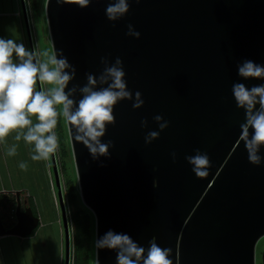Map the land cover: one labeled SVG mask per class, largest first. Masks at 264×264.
<instances>
[{
    "label": "water",
    "instance_id": "obj_1",
    "mask_svg": "<svg viewBox=\"0 0 264 264\" xmlns=\"http://www.w3.org/2000/svg\"><path fill=\"white\" fill-rule=\"evenodd\" d=\"M65 231H70L34 55ZM96 264H255L264 235V0H47ZM0 235L27 236L22 206Z\"/></svg>",
    "mask_w": 264,
    "mask_h": 264
},
{
    "label": "rangeland",
    "instance_id": "obj_2",
    "mask_svg": "<svg viewBox=\"0 0 264 264\" xmlns=\"http://www.w3.org/2000/svg\"><path fill=\"white\" fill-rule=\"evenodd\" d=\"M46 1L47 0H24V5L27 13V20L32 38L34 55L45 100L48 126L51 138L52 136L54 137V127L50 126V123L52 121V107L50 105V100L52 96L56 98L58 109L63 116L62 122L66 140L67 154L62 156L57 151L56 147H53L55 151L62 199L65 204L66 216L70 231L69 264H73L75 240L73 234L72 208L69 205L68 193L66 190L68 186V180H71L73 182L79 207L82 209L84 214H87L89 216L88 225L90 229V237L89 241L86 242L85 237L83 236L82 245L83 248L88 247V251L85 254L88 257V264H96V218L91 208L87 206L83 201L80 192L76 163L73 155L72 144L69 135V129L67 125L64 103L60 88V82L58 78L56 62L49 33L46 15ZM24 28L25 32L28 35L27 24L25 19ZM28 58L31 64V71L33 77L32 80L1 81L0 97L6 98L5 100L0 99V109L3 108L5 111H7L9 113V118L13 119L14 117H16L17 126L15 127V130L17 131L27 130L28 127L33 124V117H35L36 121L34 124V132L37 138L38 147L41 150L44 160L42 166L47 175L51 201L50 203H47L48 205L46 203L42 204V206L44 205V207L42 209L40 208L41 224L29 244H33V248H35V246L38 247L39 261L37 262V264H65V231L62 220L60 196L58 193L56 176L53 170L50 157L51 155L46 138V126L44 124L39 94L36 86L35 68L33 64L32 50L29 37ZM16 142L17 145L18 143L21 144L20 139H15V143ZM24 142H26V140ZM6 144L7 142L4 143L5 146ZM62 163H64L65 166H62ZM24 194H26L27 196H33V191L26 190ZM40 194H45L43 188ZM44 196L45 195H42L43 199ZM57 255L58 259L56 260ZM255 264H264V235L261 236L256 243Z\"/></svg>",
    "mask_w": 264,
    "mask_h": 264
},
{
    "label": "crops",
    "instance_id": "obj_3",
    "mask_svg": "<svg viewBox=\"0 0 264 264\" xmlns=\"http://www.w3.org/2000/svg\"><path fill=\"white\" fill-rule=\"evenodd\" d=\"M26 36L21 0H0V82L32 80ZM35 121L33 117V124L27 125V130L17 131L16 117L11 119L7 111L0 109V192L16 193L20 190L22 206H27L28 196L24 193L32 190L40 226V210L44 207L42 204L50 203L51 196L47 175L42 166L43 156L34 132ZM15 139H20L21 144L17 145ZM42 188L45 194H40ZM42 195H45L44 199ZM39 226L33 234L27 236L0 235V264H37L38 247L33 248V244L29 242Z\"/></svg>",
    "mask_w": 264,
    "mask_h": 264
},
{
    "label": "trees",
    "instance_id": "obj_4",
    "mask_svg": "<svg viewBox=\"0 0 264 264\" xmlns=\"http://www.w3.org/2000/svg\"><path fill=\"white\" fill-rule=\"evenodd\" d=\"M52 107V121L50 126L54 127L52 136L53 146L63 156L67 154L66 140L63 129V116L60 113L57 105V100L52 96L50 100ZM47 138V137H46ZM48 143V139H47ZM49 148V143H48ZM50 151V149H49ZM51 155V154H50ZM51 157V156H50ZM62 166H65L62 163ZM68 193L69 205L72 208V222H73V234H74V257L73 264H88V257L85 255L88 251V247L82 245L83 236L86 242L89 241L90 229H89V216L84 214L82 209L77 203V195L75 193L74 185L71 180H68V186L66 188ZM29 205L32 207L35 214H38V209L32 195H28ZM16 193L14 192H0V209L1 215L4 220V224L9 227L15 223V208H16ZM6 217V218H5ZM35 231V230H34ZM33 231V233H34ZM32 233V234H33Z\"/></svg>",
    "mask_w": 264,
    "mask_h": 264
}]
</instances>
